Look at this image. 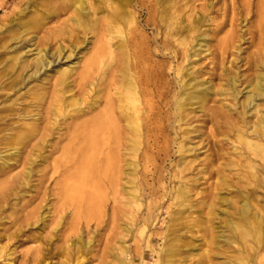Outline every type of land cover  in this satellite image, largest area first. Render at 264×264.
<instances>
[{"label":"bare ground","instance_id":"6f19581e","mask_svg":"<svg viewBox=\"0 0 264 264\" xmlns=\"http://www.w3.org/2000/svg\"><path fill=\"white\" fill-rule=\"evenodd\" d=\"M45 5L38 24L36 18L15 24L12 55L0 62V123L21 98L12 100L11 95L28 83L34 82L23 93L31 96L27 105L41 107L33 114H19V129L2 136L10 153L0 158V176L8 173L9 158L16 161L22 149L29 150L30 163L21 176H8L0 184V195L13 184L28 185L37 159L45 162L47 157L41 155L50 147L59 155L47 165L50 175L40 178L54 182L55 188L47 190L59 201L60 212L81 208L70 231L80 224L101 227L108 202L112 207L107 218L116 222L127 208L140 209L145 179L160 178L157 167L152 174L131 171L128 151L148 161L142 152L156 148L153 160H161L157 146L168 127L164 122L172 119L177 134L174 200L182 208L178 213L196 188L197 175L216 178L206 190L210 202L203 204L209 214L225 216L231 236L217 231L215 246L221 241L232 245L241 254L239 264H264V206H259V201L264 203V0H63L58 8L66 19L39 36L44 20L60 16L48 2ZM31 46L34 49H27ZM202 54L208 62L197 65ZM173 61L168 73L166 64ZM50 72L55 76L48 87ZM26 118L30 121L22 120ZM191 118L212 127L204 159L198 158L196 145L187 147L185 142L200 130L191 124L180 128ZM15 124L0 128L6 131ZM134 175L137 185L128 179ZM229 194L237 199L233 204ZM140 219L137 222L146 227L158 224L151 208ZM180 220L175 217L174 223ZM121 231L130 234L126 226ZM146 238L151 241L150 235ZM76 243L71 252L60 255L78 260L90 242L81 241L79 249ZM119 251H127L123 243ZM45 260L39 264H47ZM128 260L120 264H130Z\"/></svg>","mask_w":264,"mask_h":264},{"label":"rangeland","instance_id":"374dc122","mask_svg":"<svg viewBox=\"0 0 264 264\" xmlns=\"http://www.w3.org/2000/svg\"><path fill=\"white\" fill-rule=\"evenodd\" d=\"M62 1L0 0V62L3 59L8 60L12 55L9 54L10 48L14 45L11 37L17 32L15 30L17 22L36 18L38 24L41 22L39 16L46 10L47 6L45 4L48 2L60 13V16L58 19L49 17L44 20V26L42 28L38 26V31L39 36H43L46 32H52L67 17L58 8ZM222 34H219L217 38H220ZM89 40L90 42L94 41L92 38ZM87 48H89V44ZM27 49H34V47L31 46ZM30 58L28 57V59ZM206 62H208V58H205L202 54L197 65ZM175 64L174 61L167 63L166 71L171 73ZM197 65L195 66L197 67ZM1 67L0 65V74L3 70ZM53 76H55L54 73L50 72L48 87L54 80ZM206 78V76L201 77V80ZM33 84L34 82L28 83L25 88L20 89L19 93L11 95L12 100L20 95L21 98L18 105L10 108L11 111H8L9 116L5 118V122L0 123V127L15 124L19 114L25 116L37 112L38 109L41 110L39 106L29 107L27 103L30 102L31 96L29 93L23 94ZM0 93L2 94L4 91ZM48 97L47 94L42 106L46 105ZM170 97V100L174 99V85ZM3 114H6V112ZM22 120L30 121L29 118ZM171 120L164 122L168 127L162 133V140L157 146L162 154L161 160H153L152 154L153 151H156V148L147 149L145 153L143 150V152L141 151L142 154H145V157L147 156L148 161L142 160L138 154L134 155L131 151H128L127 157L134 164L131 171L135 172L137 176L141 172L152 174L155 167L160 171L158 180L145 179L146 181L143 183L145 191L140 198V209L127 208L124 215L119 216L116 222L110 223L107 216H110L112 205L108 202L103 209L105 213L104 221L106 222L97 230L91 223L88 227H85V224H80L75 231H70V228L74 226V224L72 225L73 219L76 218V214L79 210L81 211V208L66 207L63 212H60V209H58L59 201L48 192L50 188H55L54 182L49 181L46 177L40 178L44 173L47 177L50 175L51 172L47 165L59 155L57 151H52L50 147H47L41 155L47 157L46 161H39L41 158H38V163L30 175L28 185L31 188L29 189L28 185L14 186L13 184L10 190H5L0 195V247L3 248L0 250V264H39V261L43 258H46L45 262L47 264H120L121 261L128 263L129 257L130 264H163L165 260L168 264H239L241 254L236 252L232 245L229 246L221 241L219 248L215 246L217 231L226 237L231 236L229 230L224 226L225 216L216 215V211L209 214L208 208H206V203L210 202L206 190L212 184L218 182L216 178L206 179V175H197L196 188L189 194L188 199L182 203L185 206L184 210L178 213L182 208L175 204L174 187L178 186V182L173 178L174 150L176 149L174 148V139L177 138V134L174 133V122ZM189 124L196 126L195 128L199 129L200 132L188 135L185 141L186 146L193 147L196 145L198 151L195 150V152H198V158L204 159L210 152L205 138L212 127L210 124L204 125L198 119L191 118L184 122L180 128H187L186 126ZM16 125L17 123L7 128L6 131H2L0 128V158L6 159L7 153H10V150L5 146V138L2 136L12 135L13 129L15 131L19 129ZM175 128L178 131V127ZM53 141L55 142V139ZM64 143L65 141L61 144ZM28 157L29 150L22 149L16 161L13 160L15 157L9 158L12 160L9 162V168L6 169L8 173L0 176V184H3L8 176H21L29 166ZM190 157L192 156L190 155L188 159ZM135 176H129L128 179L134 185H137L139 180ZM43 181H45L43 187H38L37 185ZM44 187H46L45 191ZM226 197L229 198L232 204L237 200L233 194ZM203 202H206L205 205ZM190 206L194 207L190 209ZM259 206L263 207L264 203L259 201ZM150 208L158 217V224L146 227L142 223H138L137 219L141 221L140 218ZM231 210L228 209V213H231ZM41 217H44L43 223ZM175 217L181 219L178 224L174 223ZM124 226L130 230L131 242L128 240L129 236L121 231ZM215 226L220 227L215 229ZM146 235L151 236V241H147ZM74 236L80 238V243L81 241L82 243L88 241L90 244L82 255H78V260L68 261L70 258L72 260V256L64 254L65 257H62L60 254L71 252L74 243L77 241ZM37 238L38 241H36ZM80 243H76L75 247L79 249ZM122 243L126 246L127 251L125 253L119 251ZM240 245H242L241 242ZM248 245L249 243H246V246ZM147 246L151 251L150 254L144 256L143 253ZM169 250H172L171 255L159 257L158 253L162 252L163 254V252ZM126 254H128V257H126Z\"/></svg>","mask_w":264,"mask_h":264}]
</instances>
